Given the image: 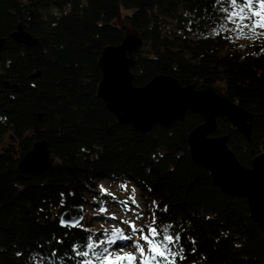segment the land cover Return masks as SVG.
Wrapping results in <instances>:
<instances>
[{
    "label": "trees",
    "instance_id": "trees-1",
    "mask_svg": "<svg viewBox=\"0 0 264 264\" xmlns=\"http://www.w3.org/2000/svg\"><path fill=\"white\" fill-rule=\"evenodd\" d=\"M226 1L0 0V264L87 259L76 252L103 231L85 213L76 227L61 226L59 216L85 206L103 179L132 181L149 225L155 218L158 230L171 225L168 234L180 235L173 250L182 248L184 259L176 264H264V231L244 199L222 191L189 154L187 134L202 114L188 109L182 120L142 133L117 123L96 94L101 50L124 35L120 15L146 42L134 53L135 86L156 75L181 86L201 79L253 114L249 138L225 117L212 134L227 135L250 166L264 152V39L244 43L221 30ZM19 23L37 44L12 38ZM38 140L47 141L53 166L18 171Z\"/></svg>",
    "mask_w": 264,
    "mask_h": 264
},
{
    "label": "water",
    "instance_id": "water-1",
    "mask_svg": "<svg viewBox=\"0 0 264 264\" xmlns=\"http://www.w3.org/2000/svg\"><path fill=\"white\" fill-rule=\"evenodd\" d=\"M124 30L122 41L106 45L98 58L101 78L96 94L114 114L119 124H128L134 131L147 132L155 125L170 126L182 120L188 109L198 111L203 121L187 134L188 151L192 159L211 175L213 183L232 197L242 198L247 204L250 217L264 231V152L254 155L251 165H242L229 149L228 136L213 137L216 118L225 117L247 138L250 137L253 114L242 109L225 96L217 83L203 87L197 79L181 86L169 76L156 75L143 86H135L131 68L136 64L135 51L146 45L132 22L117 18ZM12 38L26 46L37 44V38L27 32L21 23L12 32ZM5 39L0 38V49ZM46 140L35 141L17 163L18 171H43L53 166ZM74 212L72 214L71 212ZM83 206H70L59 216L68 221H83ZM62 226V225H61ZM75 227L65 224L63 227Z\"/></svg>",
    "mask_w": 264,
    "mask_h": 264
},
{
    "label": "snow or ice",
    "instance_id": "snow-or-ice-1",
    "mask_svg": "<svg viewBox=\"0 0 264 264\" xmlns=\"http://www.w3.org/2000/svg\"><path fill=\"white\" fill-rule=\"evenodd\" d=\"M223 11L226 13L225 19L235 24L234 31L237 33V38L245 37L256 40L264 36V31H257V29H264V0H228V7L224 8ZM224 28L223 24L220 25L221 30ZM261 51H264V48ZM132 202L135 203V200ZM100 211L105 212L106 209L101 207ZM123 223L129 225L131 234H126L124 230L116 227L111 230V235L107 241L101 240L99 244L114 245L117 241H132L133 235L139 232L140 236L137 241L133 242L134 251L123 254L115 253L108 247H99L89 237L85 245L87 250L76 252L77 256L87 259L79 261L78 264H122L124 261H127L128 264H136L138 259L139 264H176L175 257L184 259L182 248L178 251L173 250L180 240V235L168 234L171 225L164 226L162 230L150 226L147 229V234H144V229L137 228L135 223L128 220L123 221ZM155 223L156 220L153 218L152 224ZM65 224L76 226L79 221H68L61 218V225ZM156 237L159 238L156 239ZM139 240L146 243L142 245ZM76 247L74 245V248ZM158 257L161 259L158 260Z\"/></svg>",
    "mask_w": 264,
    "mask_h": 264
},
{
    "label": "rangeland",
    "instance_id": "rangeland-1",
    "mask_svg": "<svg viewBox=\"0 0 264 264\" xmlns=\"http://www.w3.org/2000/svg\"><path fill=\"white\" fill-rule=\"evenodd\" d=\"M226 6H228V1L223 4L222 8L224 9ZM223 25L225 26L224 29H227L234 40L244 43L251 40L245 37L237 38V33L234 31V23L224 19ZM257 31H264V29H257ZM262 37L264 39V36ZM97 190L98 193L89 197V202L84 206L85 210H83V215L85 213V217L92 223V227L95 230L103 231L104 236L99 235L96 237V244H99L101 240L107 241L111 235V230L116 227L124 230L126 234H131L129 225L123 223L125 220L135 223L137 228H143L144 234H147V229L150 226L154 227L149 225L150 221L146 218V207L139 195L137 186L132 181L103 179L99 182ZM133 200H135V203L132 202ZM101 207H104L106 211L101 212ZM139 236L140 233L137 232L133 235L132 241H117L114 245L107 243L99 245L100 247H108L115 253H128L134 251L133 242L137 241ZM158 238L156 237V239ZM139 243L144 245L146 242L139 240ZM157 259L161 258L158 257ZM122 264H128V262L124 261ZM136 264H139V259Z\"/></svg>",
    "mask_w": 264,
    "mask_h": 264
},
{
    "label": "bare ground",
    "instance_id": "bare-ground-1",
    "mask_svg": "<svg viewBox=\"0 0 264 264\" xmlns=\"http://www.w3.org/2000/svg\"><path fill=\"white\" fill-rule=\"evenodd\" d=\"M98 185H99V183H98Z\"/></svg>",
    "mask_w": 264,
    "mask_h": 264
}]
</instances>
